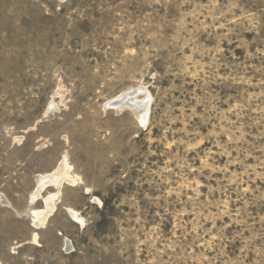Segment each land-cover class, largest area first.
Here are the masks:
<instances>
[{"label": "rangeland", "instance_id": "obj_1", "mask_svg": "<svg viewBox=\"0 0 264 264\" xmlns=\"http://www.w3.org/2000/svg\"><path fill=\"white\" fill-rule=\"evenodd\" d=\"M0 264H264V0H0Z\"/></svg>", "mask_w": 264, "mask_h": 264}, {"label": "bare ground", "instance_id": "obj_2", "mask_svg": "<svg viewBox=\"0 0 264 264\" xmlns=\"http://www.w3.org/2000/svg\"><path fill=\"white\" fill-rule=\"evenodd\" d=\"M151 103L152 97L149 91L145 87H137L111 99L106 103V107L107 109L110 108L109 110H115L119 114L125 111H130L142 126H146L149 121ZM54 106L55 105L51 103L50 108L52 109ZM68 161L69 159L66 155H64L59 163L58 168H56L53 173L49 174L48 176H44L40 180L42 184L41 188L43 187V190L49 189L53 186L60 188L63 183L73 187L77 185L79 180L78 178L71 176L73 167L69 164ZM59 192L61 191L59 190ZM55 198V195L51 198L49 197V202L47 203L46 208L35 212V227H44L46 223V225H48V219L55 210ZM96 202H98L97 204H101V201L99 199H97ZM68 212L71 220L74 223L82 226V228L86 226L85 219L80 215L78 211L68 208ZM33 240L39 243V235L37 233L33 234ZM71 241H69V239H66L65 248L67 251L73 250L72 246L74 245Z\"/></svg>", "mask_w": 264, "mask_h": 264}, {"label": "built area", "instance_id": "obj_3", "mask_svg": "<svg viewBox=\"0 0 264 264\" xmlns=\"http://www.w3.org/2000/svg\"><path fill=\"white\" fill-rule=\"evenodd\" d=\"M70 251H72V250H70Z\"/></svg>", "mask_w": 264, "mask_h": 264}]
</instances>
